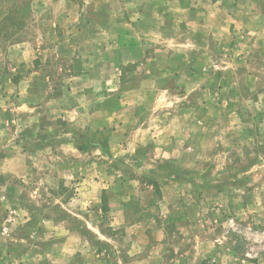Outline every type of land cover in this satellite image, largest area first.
Segmentation results:
<instances>
[{
  "label": "rangeland",
  "instance_id": "rangeland-1",
  "mask_svg": "<svg viewBox=\"0 0 264 264\" xmlns=\"http://www.w3.org/2000/svg\"><path fill=\"white\" fill-rule=\"evenodd\" d=\"M0 264H264V0H0Z\"/></svg>",
  "mask_w": 264,
  "mask_h": 264
},
{
  "label": "crops",
  "instance_id": "crops-1",
  "mask_svg": "<svg viewBox=\"0 0 264 264\" xmlns=\"http://www.w3.org/2000/svg\"><path fill=\"white\" fill-rule=\"evenodd\" d=\"M84 72H85V71H83L82 73H84ZM78 76H80V75H78ZM141 129H142V128L137 127L136 130H135V132H134V134H136V135H137V134H140ZM145 130H146V129H145ZM144 132H145V131H144ZM144 132H141V133H144ZM140 150L143 151L144 149H140ZM167 151H168V150H167ZM173 199H174V197H173Z\"/></svg>",
  "mask_w": 264,
  "mask_h": 264
}]
</instances>
